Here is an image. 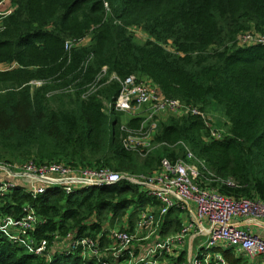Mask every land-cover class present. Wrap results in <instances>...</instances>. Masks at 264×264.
Segmentation results:
<instances>
[{
	"label": "trees",
	"instance_id": "16d2710c",
	"mask_svg": "<svg viewBox=\"0 0 264 264\" xmlns=\"http://www.w3.org/2000/svg\"><path fill=\"white\" fill-rule=\"evenodd\" d=\"M12 4L0 31V162L59 161L151 175L164 158L184 159L187 148L203 162L198 184L264 203V45L238 41L245 31L264 33V0ZM130 27L142 29L147 39L137 43ZM67 40L75 41L68 49ZM132 74L165 98L205 112L215 104L225 119L223 137H212L199 116L170 114L153 129L154 118L123 119L125 113L116 111L110 120L105 105L119 93V80ZM149 131L148 149L124 147L128 135ZM160 207L157 198L128 182L70 193L53 187L36 196L14 188L0 198V222L19 220L27 210L37 220L26 239L0 230V264H122L138 251L111 256L106 229L119 222L132 232L145 209L157 219ZM181 215L170 207L158 235L180 232ZM84 238L97 243V256L83 254L76 243ZM177 254L160 259L184 261L185 250ZM223 256L226 264H248L231 250Z\"/></svg>",
	"mask_w": 264,
	"mask_h": 264
},
{
	"label": "built area",
	"instance_id": "2783aa9c",
	"mask_svg": "<svg viewBox=\"0 0 264 264\" xmlns=\"http://www.w3.org/2000/svg\"><path fill=\"white\" fill-rule=\"evenodd\" d=\"M4 1L0 0V5ZM11 9L12 7L0 10V31L3 28L2 19L11 13ZM238 41L240 44L264 45V33L245 31L238 37ZM74 43V40H67L64 46L68 49ZM119 82V93L113 102L105 105L107 114L109 111H117L135 115L145 109L148 111V117L143 118L146 121L154 118L152 129L156 126L155 117L152 116L159 113L199 116L209 126L212 137H223L221 131L210 124L207 113L198 107L185 105L178 99L163 97L155 85L134 74ZM151 134L152 131L128 135L123 145L135 151L139 148L148 149ZM185 150L184 159L171 162L164 158L159 170L151 175L118 172L108 168H82L59 161L40 164L33 160L0 162V198L20 187L28 194L36 196L53 187L70 193L79 189L110 187L128 182L157 198L161 209L157 219L149 208L145 209L132 232L113 227L106 229L112 242L105 251L111 256L115 257L130 248L138 251L137 255L132 254L122 264H226L223 251H219L217 245L225 246L226 250H231L234 254H243L248 259V264H257L253 259L258 256L261 257L258 263L264 264V235L252 234L243 229L237 221L239 218H246L250 223L264 228V203L257 199H233L220 194L214 188L198 184L203 162L194 158L187 148ZM173 206L182 211L181 231L164 237L156 236L143 248L138 245L136 247L135 243L138 241H148L146 239L151 234H158L161 216ZM36 220L34 212L27 210L19 220L3 218L0 230L9 238L26 239ZM139 232L142 233L138 236ZM190 233L194 234L191 235L192 239L197 235L203 236L202 242L197 243L194 254L188 252L187 256L185 252V259L180 263L172 259H160L164 254L177 256L180 249L175 250L176 244H186L187 239L191 242L190 238H186ZM76 244L83 247V254L97 256L100 252L96 247L97 243L90 238H84ZM42 249L43 244L34 251L37 254ZM208 249H217V252L210 255ZM102 263L108 264L106 261Z\"/></svg>",
	"mask_w": 264,
	"mask_h": 264
},
{
	"label": "rangeland",
	"instance_id": "374dc122",
	"mask_svg": "<svg viewBox=\"0 0 264 264\" xmlns=\"http://www.w3.org/2000/svg\"><path fill=\"white\" fill-rule=\"evenodd\" d=\"M13 0H5L3 3H1L0 5V10H5L6 8H11L13 7V4H12ZM130 31V34L131 36L133 37V39L137 42V43H142L144 42L146 39H147V34L140 28L138 27H130L129 29ZM241 35V34H240ZM239 35V36H240ZM238 36V37H239ZM33 86H37L39 85L37 82H32L31 83ZM207 113V116L209 118V120L211 121V125L218 131H221L222 135L225 134V119L223 117V113L221 111L220 108H218L215 104H210L209 105V108H208V111L206 112ZM170 112H163V113H159V114H156L155 116H152V117H155L156 119V122L158 121H165L168 116H170ZM172 115V114H171ZM108 116L110 118V120L113 118L114 116V112L112 111H109L108 112ZM132 116H139V117H148V111H146L145 109L142 111V112H138L136 113L135 115L134 114H124V118H129V117H132ZM133 208V206H131V209ZM119 222H117L115 224V226L113 228L115 229H120L119 228ZM149 229V227L147 228ZM142 232H139L138 233V236L141 234ZM193 233V232H192ZM188 234L186 236V238H190L191 239V242L189 239H187L186 241V244H181V246L179 244H176V248L175 250L177 249H180L179 251L181 250H185L186 252V255L188 254V252H190V254H194L195 253V248H196V245L197 243L199 244L200 242H202L201 240H203V236H195L193 237L192 239V236L191 235H194V234ZM156 236L160 237L157 232H155L154 234H151V236H149L146 240L148 241H138L137 243H135L136 247L137 245L140 246L141 248H143L144 245H146L149 241H153ZM197 237V238H196ZM189 244V245H188ZM218 248L219 251H224L226 250L227 248L223 245H217L216 246ZM207 252L211 255V254H215L217 252V249H208ZM232 252V251H231ZM234 253V252H233ZM240 256L242 254H239ZM188 256V255H187ZM259 259H261V257H256L255 259H253V261L257 262V264H260L258 263Z\"/></svg>",
	"mask_w": 264,
	"mask_h": 264
},
{
	"label": "crops",
	"instance_id": "0c3cea01",
	"mask_svg": "<svg viewBox=\"0 0 264 264\" xmlns=\"http://www.w3.org/2000/svg\"><path fill=\"white\" fill-rule=\"evenodd\" d=\"M237 221L243 229L248 230L252 234L264 235V228L250 223L246 218H239Z\"/></svg>",
	"mask_w": 264,
	"mask_h": 264
},
{
	"label": "flooded vegetation",
	"instance_id": "af4514ba",
	"mask_svg": "<svg viewBox=\"0 0 264 264\" xmlns=\"http://www.w3.org/2000/svg\"><path fill=\"white\" fill-rule=\"evenodd\" d=\"M241 256H244L243 254Z\"/></svg>",
	"mask_w": 264,
	"mask_h": 264
}]
</instances>
